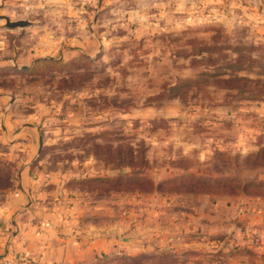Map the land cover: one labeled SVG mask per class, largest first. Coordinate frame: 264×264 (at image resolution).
Segmentation results:
<instances>
[{"label":"rangeland","instance_id":"obj_1","mask_svg":"<svg viewBox=\"0 0 264 264\" xmlns=\"http://www.w3.org/2000/svg\"><path fill=\"white\" fill-rule=\"evenodd\" d=\"M176 1L0 0V57L10 60L0 67V86L30 102L61 105L55 120L46 114L41 161L47 171L68 173L69 187L91 199L109 201L113 187L162 193L196 209L201 197L264 195L260 0L206 1L197 19ZM168 10L174 17L161 21ZM146 13L158 25L186 18L189 27L147 42L110 43L127 34L121 26L129 14L141 22ZM5 19L27 25L8 28ZM92 32L104 43L91 58L64 68H16V59L33 56L35 48L39 56L56 57L67 42ZM65 73L58 86L70 92L62 95L50 82ZM15 169L13 158L0 155V197ZM176 244L181 249L174 253L117 255L93 264H197V247ZM249 260L259 264L256 256Z\"/></svg>","mask_w":264,"mask_h":264},{"label":"crops","instance_id":"obj_2","mask_svg":"<svg viewBox=\"0 0 264 264\" xmlns=\"http://www.w3.org/2000/svg\"><path fill=\"white\" fill-rule=\"evenodd\" d=\"M206 1L217 0H199L198 6L197 0L178 3L184 5L182 12L197 19V8L204 7ZM260 5L258 13H263L264 0ZM209 7L217 11L216 5ZM248 11L254 14V10ZM172 13H161V21L164 16L171 21ZM127 17L121 26L127 34L110 43L147 42L160 32L189 27L186 18L180 25L172 22L171 28L170 22L165 26L153 23L147 13L141 22L135 14ZM99 39L94 32L74 38L56 57L39 56L40 50L35 48L33 56H19L15 65L24 69L34 66L36 60L91 58L103 46ZM9 63L0 57V67ZM86 98L89 96L82 99ZM60 109V104L30 102L16 91L0 87V155L13 158L16 165L12 185L0 197V264H93L117 255L174 253L181 249L176 243L197 247V264H250L249 259L255 256L264 264L263 198L201 197L196 209L185 210L162 193L115 195L106 201L69 188V174L47 171L40 155L46 114L55 120Z\"/></svg>","mask_w":264,"mask_h":264},{"label":"trees","instance_id":"obj_3","mask_svg":"<svg viewBox=\"0 0 264 264\" xmlns=\"http://www.w3.org/2000/svg\"><path fill=\"white\" fill-rule=\"evenodd\" d=\"M81 58V57H80ZM74 61H75V59H73V60H70V61H63V60H55V59H48V60H36L35 61V63H34V67L35 66H39V65H43V64H47V65H51L52 67H53V69H55L54 67H63L64 68V66H68L69 64H73L74 63ZM69 77V75H68V73H65L64 75L63 74H61L60 76H58V78L56 77V76H52V78H51V81L52 82H50V85H51V89L53 90V91H55V92H58V93H60V94H67V93H69L70 92V89H66V88H61V87H59L58 86V84H61L62 82L61 81H63V80H65L66 81V79ZM59 79V82L57 83L56 82V85L57 86H55V79ZM64 82V81H63ZM65 83V82H64ZM264 84V83H263ZM0 87H2V86H0ZM3 88V87H2ZM7 89V88H6ZM100 172H103V171H99L98 173L97 172H94L95 174V176H97V175H99L100 174ZM14 173V172H13ZM13 173H12V175H13ZM97 173V174H96ZM74 180V179H73ZM89 180H91V179H89ZM12 182V181H11ZM75 182H77L76 180H75ZM106 183V182H105ZM260 185H263V184H257V186H260ZM11 186V185H10ZM68 186H69V182H68ZM9 187V186H8ZM70 188V187H69ZM72 190H74V191H76L77 193H81V194H83V192L84 191H82V190H76V189H73V188H71ZM111 192H109V193H111V194H114V195H121V196H123V195H131V194H134V193H128V190L127 191H125V190H116L115 188H113V187H111V190H110ZM135 194H140V193H135ZM243 194L245 195V196H248V197H255V198H263L264 199V195L263 194H253V195H251V194H247V193H244V190H243ZM83 195H85V194H83ZM142 195H145V194H142ZM86 197H88V195H85ZM89 198V197H88ZM98 198V197H97ZM99 198H101L100 196H99ZM102 199V198H101ZM174 200H176L178 203H181V205L180 206H184V209L185 210H188L189 208V206L187 205V204H184L183 202H181V201H179V200H177V199H175V198H173Z\"/></svg>","mask_w":264,"mask_h":264},{"label":"water","instance_id":"obj_4","mask_svg":"<svg viewBox=\"0 0 264 264\" xmlns=\"http://www.w3.org/2000/svg\"><path fill=\"white\" fill-rule=\"evenodd\" d=\"M6 21V26L8 28H22L27 25V22L25 21H16V22H9V20L5 19Z\"/></svg>","mask_w":264,"mask_h":264}]
</instances>
